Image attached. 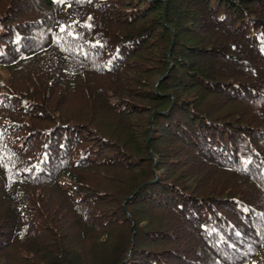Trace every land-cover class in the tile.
<instances>
[{"label":"trees","instance_id":"1","mask_svg":"<svg viewBox=\"0 0 264 264\" xmlns=\"http://www.w3.org/2000/svg\"><path fill=\"white\" fill-rule=\"evenodd\" d=\"M0 264H264V0H0Z\"/></svg>","mask_w":264,"mask_h":264},{"label":"snow or ice","instance_id":"2","mask_svg":"<svg viewBox=\"0 0 264 264\" xmlns=\"http://www.w3.org/2000/svg\"><path fill=\"white\" fill-rule=\"evenodd\" d=\"M58 2H63V0H58Z\"/></svg>","mask_w":264,"mask_h":264}]
</instances>
